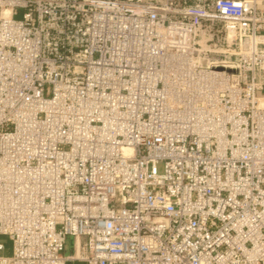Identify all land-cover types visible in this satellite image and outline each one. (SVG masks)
Returning <instances> with one entry per match:
<instances>
[{"label": "built area", "instance_id": "obj_1", "mask_svg": "<svg viewBox=\"0 0 264 264\" xmlns=\"http://www.w3.org/2000/svg\"><path fill=\"white\" fill-rule=\"evenodd\" d=\"M257 4L0 0V264H264Z\"/></svg>", "mask_w": 264, "mask_h": 264}, {"label": "rangeland", "instance_id": "obj_2", "mask_svg": "<svg viewBox=\"0 0 264 264\" xmlns=\"http://www.w3.org/2000/svg\"><path fill=\"white\" fill-rule=\"evenodd\" d=\"M0 242H2L5 247L7 248V251L10 250V241L7 239L6 236H0ZM72 247H73V238L72 237H68L67 241H66V245H65V252L66 253H71L72 252ZM69 264H83L81 262H73V263H69Z\"/></svg>", "mask_w": 264, "mask_h": 264}, {"label": "crops", "instance_id": "obj_3", "mask_svg": "<svg viewBox=\"0 0 264 264\" xmlns=\"http://www.w3.org/2000/svg\"><path fill=\"white\" fill-rule=\"evenodd\" d=\"M257 3L260 9H264V0H257ZM260 96L263 98V102H264V89L263 91L260 92Z\"/></svg>", "mask_w": 264, "mask_h": 264}]
</instances>
